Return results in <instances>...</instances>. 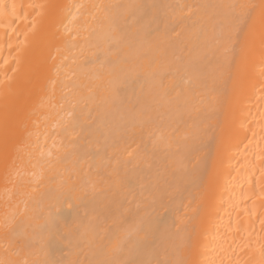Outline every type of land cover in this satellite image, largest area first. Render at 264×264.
<instances>
[{
	"label": "bare ground",
	"instance_id": "1",
	"mask_svg": "<svg viewBox=\"0 0 264 264\" xmlns=\"http://www.w3.org/2000/svg\"><path fill=\"white\" fill-rule=\"evenodd\" d=\"M0 264H264V0H0Z\"/></svg>",
	"mask_w": 264,
	"mask_h": 264
}]
</instances>
